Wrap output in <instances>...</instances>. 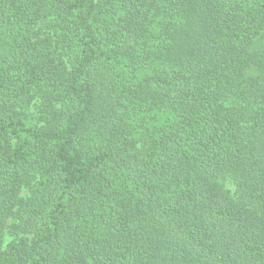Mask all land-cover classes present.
Here are the masks:
<instances>
[{"label":"trees","instance_id":"1","mask_svg":"<svg viewBox=\"0 0 264 264\" xmlns=\"http://www.w3.org/2000/svg\"><path fill=\"white\" fill-rule=\"evenodd\" d=\"M0 264H264V0H0Z\"/></svg>","mask_w":264,"mask_h":264},{"label":"rangeland","instance_id":"2","mask_svg":"<svg viewBox=\"0 0 264 264\" xmlns=\"http://www.w3.org/2000/svg\"><path fill=\"white\" fill-rule=\"evenodd\" d=\"M263 42H260V44ZM225 185L229 188V189H234L233 184L230 181H226ZM11 239V237L9 235L6 236V242H8Z\"/></svg>","mask_w":264,"mask_h":264}]
</instances>
